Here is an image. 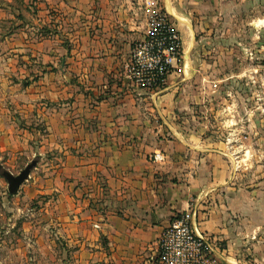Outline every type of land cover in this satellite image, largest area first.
<instances>
[{
  "label": "crops",
  "instance_id": "0c3cea01",
  "mask_svg": "<svg viewBox=\"0 0 264 264\" xmlns=\"http://www.w3.org/2000/svg\"><path fill=\"white\" fill-rule=\"evenodd\" d=\"M161 1L191 47L182 0ZM143 2L0 0V153L36 160L11 195L24 220L12 251L31 248L39 264H159L158 236L191 210L220 264H264V218L225 143L191 113L197 90L184 77L151 90L127 77L158 9Z\"/></svg>",
  "mask_w": 264,
  "mask_h": 264
},
{
  "label": "rangeland",
  "instance_id": "374dc122",
  "mask_svg": "<svg viewBox=\"0 0 264 264\" xmlns=\"http://www.w3.org/2000/svg\"><path fill=\"white\" fill-rule=\"evenodd\" d=\"M210 2L206 0L207 8L200 10V14L191 10L193 5L188 0H182L179 6L193 24L191 47L190 40L185 42L183 28L166 13L161 0H144L143 3L157 5L160 12L166 13L181 39L179 59L165 82L184 77L182 83L188 84V89L197 90L199 97H202L200 107L196 105L191 108V113L202 117L206 133L225 143V151L235 165V181L248 190L254 202L252 216L262 219L264 0ZM198 19L206 21L205 25L199 24ZM177 21L181 22L179 19ZM22 156L8 160V156L0 153V264H39L41 258L39 252L31 248L26 253H16L11 248L23 242L24 220L22 212L12 215V194L7 192L1 171L17 174L29 162ZM33 205L30 203L28 207ZM51 254L55 256L54 251Z\"/></svg>",
  "mask_w": 264,
  "mask_h": 264
},
{
  "label": "built area",
  "instance_id": "2783aa9c",
  "mask_svg": "<svg viewBox=\"0 0 264 264\" xmlns=\"http://www.w3.org/2000/svg\"><path fill=\"white\" fill-rule=\"evenodd\" d=\"M144 37L136 40L126 65L127 77L138 88L162 86L178 58L180 36L166 13L153 9L147 15ZM191 210L176 213L157 238L159 264H220L215 243L196 231L190 222Z\"/></svg>",
  "mask_w": 264,
  "mask_h": 264
},
{
  "label": "water",
  "instance_id": "95a60500",
  "mask_svg": "<svg viewBox=\"0 0 264 264\" xmlns=\"http://www.w3.org/2000/svg\"><path fill=\"white\" fill-rule=\"evenodd\" d=\"M36 160L31 159L17 174L13 175L9 171L2 170L1 175L4 177L7 184V192L15 194L18 186L27 178L29 171L34 166Z\"/></svg>",
  "mask_w": 264,
  "mask_h": 264
},
{
  "label": "bare ground",
  "instance_id": "6f19581e",
  "mask_svg": "<svg viewBox=\"0 0 264 264\" xmlns=\"http://www.w3.org/2000/svg\"><path fill=\"white\" fill-rule=\"evenodd\" d=\"M176 17H177V19H179L181 22L180 23H184L185 22V20L183 19V18H181V17H178L176 14H174ZM186 24V23H185ZM187 48V47H186Z\"/></svg>",
  "mask_w": 264,
  "mask_h": 264
}]
</instances>
